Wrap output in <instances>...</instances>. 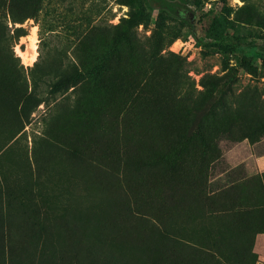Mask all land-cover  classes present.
<instances>
[{
	"label": "rangeland",
	"instance_id": "374dc122",
	"mask_svg": "<svg viewBox=\"0 0 264 264\" xmlns=\"http://www.w3.org/2000/svg\"><path fill=\"white\" fill-rule=\"evenodd\" d=\"M131 10L0 0V264H264V0L191 2L174 40Z\"/></svg>",
	"mask_w": 264,
	"mask_h": 264
},
{
	"label": "trees",
	"instance_id": "16d2710c",
	"mask_svg": "<svg viewBox=\"0 0 264 264\" xmlns=\"http://www.w3.org/2000/svg\"><path fill=\"white\" fill-rule=\"evenodd\" d=\"M222 1L225 2L226 0ZM191 2L199 4L201 0H126V3L132 7L130 15L126 18V21L134 24L143 20L152 19L158 29L166 33V35H170V39L174 40L181 35V32L173 27L168 20L172 18L184 19L185 10ZM10 10L12 20L21 24L15 26L14 29V37L19 38L28 33L26 26L22 25L28 16L17 15L12 2L10 3ZM248 33L249 35H252L249 31L228 38V34H225L222 31H209L202 34L198 29H193V35L198 44L205 48L215 49L223 53H232L236 51ZM73 81L74 75L63 76L53 82L51 91L56 92L64 89ZM209 152H211V154L217 153L216 148L214 147H210ZM219 206V208L214 206L213 208L206 210V213H209L210 216L217 219H225V214L229 212L230 206L226 204H220ZM198 210L201 213L204 211L201 208ZM200 216H203V214H200ZM170 225L172 229H176L175 223L172 222ZM44 229L45 226L41 224L39 227L40 232L43 233Z\"/></svg>",
	"mask_w": 264,
	"mask_h": 264
},
{
	"label": "crops",
	"instance_id": "0c3cea01",
	"mask_svg": "<svg viewBox=\"0 0 264 264\" xmlns=\"http://www.w3.org/2000/svg\"><path fill=\"white\" fill-rule=\"evenodd\" d=\"M254 156H255V159H256L255 163L257 164V166L259 168L261 167V169H264V153L255 154ZM244 159H246V158H244ZM236 161H239V160H235V161H232V162L235 163Z\"/></svg>",
	"mask_w": 264,
	"mask_h": 264
}]
</instances>
